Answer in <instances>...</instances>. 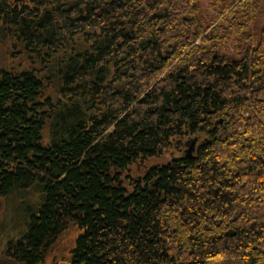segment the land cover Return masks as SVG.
Instances as JSON below:
<instances>
[{"label":"trees","instance_id":"obj_1","mask_svg":"<svg viewBox=\"0 0 264 264\" xmlns=\"http://www.w3.org/2000/svg\"><path fill=\"white\" fill-rule=\"evenodd\" d=\"M263 5L0 0V264H264Z\"/></svg>","mask_w":264,"mask_h":264},{"label":"rangeland","instance_id":"obj_2","mask_svg":"<svg viewBox=\"0 0 264 264\" xmlns=\"http://www.w3.org/2000/svg\"><path fill=\"white\" fill-rule=\"evenodd\" d=\"M263 9H264V5H263ZM252 14L253 13H250L248 17L252 16ZM248 22L250 23L243 30V36H245L244 42L248 40L246 36L248 33H251L254 31L255 36H257V33H259L261 28L264 27V11L260 15H258L256 19H254L253 17L249 18ZM235 25L236 26H234L233 28L236 30L237 33H240L241 30H239L238 28L239 26L237 24ZM186 147H188L187 144H186ZM39 196H40L39 191L35 189H30V191H27L25 193V195L11 194L8 197L7 203L4 208L5 211H4V217H3V221L5 225L2 231L0 232V250L3 248L4 246L3 244L10 236L18 235L20 233L19 229L24 224L23 223L24 220H22L24 216H23V209H21L22 208L21 200L25 198L26 200L34 201Z\"/></svg>","mask_w":264,"mask_h":264},{"label":"water","instance_id":"obj_3","mask_svg":"<svg viewBox=\"0 0 264 264\" xmlns=\"http://www.w3.org/2000/svg\"><path fill=\"white\" fill-rule=\"evenodd\" d=\"M195 141H196V138H191V140L188 142V147L186 149L187 154H189V155L192 154V151L196 147Z\"/></svg>","mask_w":264,"mask_h":264}]
</instances>
